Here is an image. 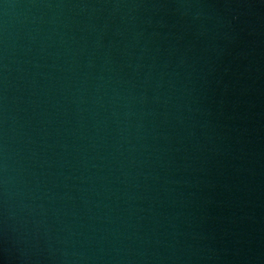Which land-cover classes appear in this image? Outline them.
I'll return each mask as SVG.
<instances>
[{"label":"water","instance_id":"obj_1","mask_svg":"<svg viewBox=\"0 0 264 264\" xmlns=\"http://www.w3.org/2000/svg\"><path fill=\"white\" fill-rule=\"evenodd\" d=\"M0 264H264V0H0Z\"/></svg>","mask_w":264,"mask_h":264}]
</instances>
